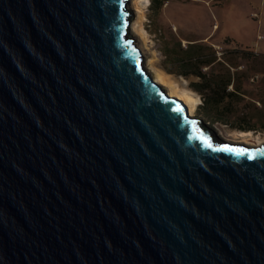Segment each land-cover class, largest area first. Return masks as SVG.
Instances as JSON below:
<instances>
[{
    "label": "water",
    "instance_id": "1",
    "mask_svg": "<svg viewBox=\"0 0 264 264\" xmlns=\"http://www.w3.org/2000/svg\"><path fill=\"white\" fill-rule=\"evenodd\" d=\"M130 1L0 0V264H264V142L167 93Z\"/></svg>",
    "mask_w": 264,
    "mask_h": 264
},
{
    "label": "rangeland",
    "instance_id": "2",
    "mask_svg": "<svg viewBox=\"0 0 264 264\" xmlns=\"http://www.w3.org/2000/svg\"><path fill=\"white\" fill-rule=\"evenodd\" d=\"M138 4L143 7L141 30ZM130 6V33L137 46L143 45L144 64L152 77L161 73L175 89L196 99L192 115L214 139L264 142V0H163L160 6L158 0H131ZM189 43L201 45L207 57H215L212 64L201 66L205 75L229 74L228 91L241 87V98L228 101L230 109L223 115L227 123L211 121L201 109V95L208 90L198 92L192 86L201 78L179 74L172 64L174 49Z\"/></svg>",
    "mask_w": 264,
    "mask_h": 264
},
{
    "label": "trees",
    "instance_id": "3",
    "mask_svg": "<svg viewBox=\"0 0 264 264\" xmlns=\"http://www.w3.org/2000/svg\"><path fill=\"white\" fill-rule=\"evenodd\" d=\"M162 1L163 0H158L159 6L162 4ZM189 44L190 45L186 46L185 48L178 46V48L174 49L175 54L174 58H172V64L175 68H177V72L179 74L187 75L192 73L195 76L201 78V81H194L192 83L193 88L198 92H201L203 89L208 90L206 94L201 95V109L205 111L206 115L211 121L227 123V120L223 117V115L230 109V99L234 100L235 97L236 100H239L241 98L242 94L238 92L240 91L241 87L236 85L235 89L228 91V85L232 82V78L229 74L218 75L211 73L209 76L205 75L201 69V66L212 64L216 60L215 57H207V55L203 53V47H201V45H191L194 43ZM169 54L170 53H168V56H170ZM169 71H172V69H169ZM226 71L230 72L228 70ZM241 126L244 127V125ZM245 128L251 127L250 125H246Z\"/></svg>",
    "mask_w": 264,
    "mask_h": 264
},
{
    "label": "bare ground",
    "instance_id": "4",
    "mask_svg": "<svg viewBox=\"0 0 264 264\" xmlns=\"http://www.w3.org/2000/svg\"><path fill=\"white\" fill-rule=\"evenodd\" d=\"M140 1V0H139ZM143 1V0H142ZM138 3V2H137ZM140 3V2H139ZM142 3V2H141ZM140 3V4H141ZM143 4V3H142ZM137 6V5H136ZM142 8L143 7H141V6H139V4H138V7L136 8V10H137V12H139V14H138V24L137 25H139V29L141 28V26H142ZM137 21V20H136ZM135 25V24H134ZM133 25V26H134ZM137 27V26H136ZM138 28H137V30H138ZM133 30V29H132ZM141 30V29H140ZM138 48H139V50H140V52L142 53L143 51H144V49H143V45L142 44H138ZM143 54V53H142ZM155 80L157 81V82H160L161 84H164V85H166V91H167V93L169 94V95H174V96H177L178 98H180V99H182L183 100V102L187 105V108H188V113L190 114V115H192L193 114V111H194V106H195V101H196V99H193L192 98V96L190 95L189 96V93L187 94L186 92L184 93V92H182V91H179V90H177V89H175L174 88V85L172 86V84H171V82L170 83H168L167 81V79H165L164 77H163V75L161 74V73H158L157 72V75L155 74ZM241 142V141H240ZM254 145H256V144H254Z\"/></svg>",
    "mask_w": 264,
    "mask_h": 264
}]
</instances>
